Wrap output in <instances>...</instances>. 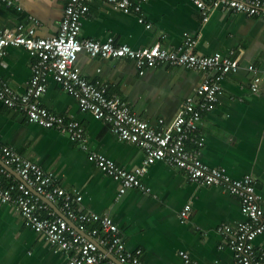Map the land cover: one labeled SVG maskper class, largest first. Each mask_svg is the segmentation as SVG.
I'll return each mask as SVG.
<instances>
[{
    "label": "crops",
    "instance_id": "0c3cea01",
    "mask_svg": "<svg viewBox=\"0 0 264 264\" xmlns=\"http://www.w3.org/2000/svg\"><path fill=\"white\" fill-rule=\"evenodd\" d=\"M17 2L19 11L0 6V30L29 24L30 16V25L35 26L38 36L59 33L69 0ZM140 6L141 11L126 13L103 0L91 1L90 11L82 20L81 38L106 41L113 37L117 44L134 49L155 44L177 48L189 35L198 39L195 52L199 55H231L239 69L225 77L215 109L204 114L202 159L235 179L251 174L264 207V83L260 91L253 92L255 73L248 68L254 65L259 74L264 72V17L218 6L210 10L205 21L192 0H147ZM141 15L151 27L140 22ZM36 60L25 48L8 46L0 57V74L14 90L24 93ZM76 66L88 82L106 89L110 97L122 98L136 115L156 127L161 118L165 124L174 119L187 97L195 94L204 75L217 74L165 63L145 67L141 74L133 59L95 58L85 52L79 54ZM39 101L67 119L78 120L85 130L88 150L57 129L30 122L24 111L10 108L1 100L0 144L53 172L57 186L69 192L78 190L83 195L79 210L109 215L118 224L127 248L142 249L147 264H185L182 251L189 253L196 264H228L235 260L222 227L235 229L246 221L238 196L218 186L194 183L182 170L160 161L149 166L143 177L150 192L129 189L119 197V183L98 168L91 152L102 153L120 166L135 168L143 162L144 150L119 139L110 124L83 110L77 98L53 78ZM6 167L14 179L21 180L12 166ZM33 193L46 206L43 216L63 214L60 203ZM187 204L192 210L183 219L180 212ZM254 250L261 256L264 235L256 238ZM0 264H67V256L28 227L14 205L0 201Z\"/></svg>",
    "mask_w": 264,
    "mask_h": 264
},
{
    "label": "built area",
    "instance_id": "2783aa9c",
    "mask_svg": "<svg viewBox=\"0 0 264 264\" xmlns=\"http://www.w3.org/2000/svg\"><path fill=\"white\" fill-rule=\"evenodd\" d=\"M93 0H69L59 33L55 36L41 37L35 26L20 23L13 30H0V57L6 54L8 46L23 47L37 58L32 68V78L24 93L14 90L0 74V100L10 108L24 111L30 122L39 123L46 128H54L68 135L71 140L88 150L87 138L82 124L76 119H67L42 105L39 99L46 93L48 82L53 78L68 94L77 98L80 107L93 116L112 126V131L121 140L140 146L145 153L143 162L135 168L116 164L106 155L91 152L90 157L99 169L119 183L118 196L129 189L150 192L143 181L149 166L156 162L182 170L188 179L204 186H218L238 196L242 202L246 221L240 222L235 229L222 227L228 235L230 250L235 260L228 264H264V251L258 256L254 250L256 238L264 235V207L261 196L256 191L255 179L251 174L235 179L224 169L213 167L202 159L205 136L202 132L204 114L212 112L223 90V81L229 74L239 69L231 55L215 52L203 56L195 52L198 39L187 35L184 43L177 47L155 44L134 49L128 44H117L113 37L106 41L81 38L82 20L90 11ZM126 13L141 11V3L147 0H103ZM202 11L204 20L214 7L238 14L264 17V0H192ZM0 6L21 10L17 0H0ZM140 22L147 24L141 15ZM103 59H133L144 74L145 67L160 64L182 66L195 71L217 72L216 76L204 75L193 96L187 97L174 119L165 124L159 119V127L140 118L126 102L118 97L107 95L106 89L88 82L76 61L80 53ZM255 73L251 83L253 92L262 89L264 72L250 65ZM264 89V88H263ZM264 98V91L262 93ZM193 144V148L188 145ZM0 201L14 205L28 227L32 228L42 240L58 248L67 256V264H147L143 250H129L120 233L118 224L109 216L78 209L83 195L55 184L56 176L41 165L23 157L15 149L0 144ZM6 165L12 166L20 176L18 181L12 177ZM44 196L53 203H60L63 214L53 213L43 216L44 206L40 198ZM192 206L187 204L180 212L186 219ZM77 222V225L70 224ZM91 222L100 226L88 227ZM110 254L118 258L114 261ZM185 264H196L189 253L182 251ZM215 264H218L217 262Z\"/></svg>",
    "mask_w": 264,
    "mask_h": 264
},
{
    "label": "trees",
    "instance_id": "16d2710c",
    "mask_svg": "<svg viewBox=\"0 0 264 264\" xmlns=\"http://www.w3.org/2000/svg\"><path fill=\"white\" fill-rule=\"evenodd\" d=\"M90 228H92V227H95V226H100L97 222H91V223H89V225H88Z\"/></svg>",
    "mask_w": 264,
    "mask_h": 264
},
{
    "label": "water",
    "instance_id": "95a60500",
    "mask_svg": "<svg viewBox=\"0 0 264 264\" xmlns=\"http://www.w3.org/2000/svg\"><path fill=\"white\" fill-rule=\"evenodd\" d=\"M0 162H1V161H0ZM110 257H111L114 261L119 262L118 258H116L113 254H110ZM121 264H122V263H121Z\"/></svg>",
    "mask_w": 264,
    "mask_h": 264
}]
</instances>
